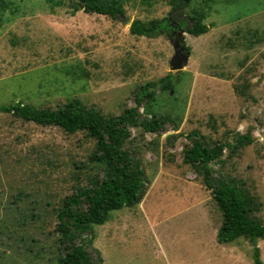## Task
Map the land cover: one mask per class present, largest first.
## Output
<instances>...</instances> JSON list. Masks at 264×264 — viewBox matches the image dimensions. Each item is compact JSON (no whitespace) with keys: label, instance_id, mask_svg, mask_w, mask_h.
<instances>
[{"label":"rangeland","instance_id":"374dc122","mask_svg":"<svg viewBox=\"0 0 264 264\" xmlns=\"http://www.w3.org/2000/svg\"><path fill=\"white\" fill-rule=\"evenodd\" d=\"M74 1L0 0V106L56 109L78 99L105 116L136 108L138 120H170L159 134L130 129L126 150L146 177L142 201L110 212L76 242L91 237L85 249L100 264H254L248 241L217 242L221 213L180 151L193 130L210 146L250 134V144L232 154L226 148L211 167L241 184L248 213L264 225V0H211L209 7L194 0L175 12L167 0H125L116 20L73 12ZM191 8L205 10L209 30L185 32L187 64L162 91L170 36H134L129 27L137 19L180 23ZM148 83L153 99L136 104ZM94 148L85 132L0 113V264H58L62 201L102 176L90 160ZM257 246L264 263V239Z\"/></svg>","mask_w":264,"mask_h":264},{"label":"trees","instance_id":"16d2710c","mask_svg":"<svg viewBox=\"0 0 264 264\" xmlns=\"http://www.w3.org/2000/svg\"><path fill=\"white\" fill-rule=\"evenodd\" d=\"M124 1L77 0L72 3L73 12L82 11L85 14L108 16L116 20L123 14ZM167 1L172 12L189 8L194 3V0ZM202 1L205 7H209L211 0ZM4 6L5 3L0 2L2 12ZM206 17L204 9L191 8L190 14L182 22L172 24L182 27L191 21L186 27V32L198 36L209 30V26L204 23ZM170 24L168 19H152L145 22L137 19L132 21L129 32L134 36L152 38L164 34L165 30L169 33L172 27ZM185 49L188 50L186 47ZM174 78L171 72L167 74L160 80V89L169 91L173 87ZM153 88L154 84L151 83L142 86L141 95H135L136 104H140L143 99L151 101L154 91L150 89ZM0 113L11 114L23 122H31L41 127H57L67 134L82 131L95 140L90 160L101 166L102 176L93 180L90 186L76 188L71 195L64 198L57 214L56 232L59 234L58 242L63 250L58 264H100V257L97 255L94 261L85 249L86 245L91 244L92 238L81 243L76 240L84 233L90 234L94 226L107 222L110 212L134 207L142 201L147 183L143 168L126 150L127 142L132 139L130 129H136L143 134H159L164 130V124L170 120L154 116L138 120L136 108H126L118 116H105L99 110L82 104L78 99L68 100L56 109L36 108L22 102H14L0 106ZM186 139L188 143H184L180 151L182 163L194 172L200 184L210 192L222 216V223L216 234L217 242L231 243L244 239L253 246L254 264H264L260 260L257 246V241L264 239V225L258 217H252L248 213L251 205L248 193L235 179L214 174L211 167L212 163L221 160L226 148L232 154L238 148L250 144L251 135L243 136L237 133L234 143H215L212 146L196 130L190 131Z\"/></svg>","mask_w":264,"mask_h":264},{"label":"water","instance_id":"95a60500","mask_svg":"<svg viewBox=\"0 0 264 264\" xmlns=\"http://www.w3.org/2000/svg\"><path fill=\"white\" fill-rule=\"evenodd\" d=\"M131 21L127 20L126 24H130ZM186 32V28H180L177 33V37H169V42L173 49V55L169 60V66L173 76H177L178 73L185 67L188 61L189 52L185 49L183 43V36Z\"/></svg>","mask_w":264,"mask_h":264},{"label":"flooded vegetation","instance_id":"af4514ba","mask_svg":"<svg viewBox=\"0 0 264 264\" xmlns=\"http://www.w3.org/2000/svg\"><path fill=\"white\" fill-rule=\"evenodd\" d=\"M170 24V23H169ZM170 25H172V27H170V29H169V33H167L171 38H175V37H177V33L179 32V30H180V28H182V27H178V26H176V25H174V24H170Z\"/></svg>","mask_w":264,"mask_h":264}]
</instances>
